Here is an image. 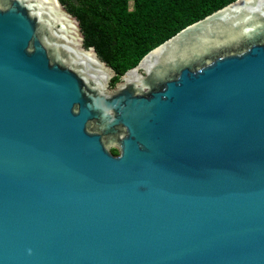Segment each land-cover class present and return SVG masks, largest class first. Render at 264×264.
<instances>
[{"label": "water", "instance_id": "95a60500", "mask_svg": "<svg viewBox=\"0 0 264 264\" xmlns=\"http://www.w3.org/2000/svg\"><path fill=\"white\" fill-rule=\"evenodd\" d=\"M115 75L63 0H0V264H264V0Z\"/></svg>", "mask_w": 264, "mask_h": 264}, {"label": "trees", "instance_id": "16d2710c", "mask_svg": "<svg viewBox=\"0 0 264 264\" xmlns=\"http://www.w3.org/2000/svg\"><path fill=\"white\" fill-rule=\"evenodd\" d=\"M63 1L81 21L87 47L115 69L118 82L150 50L234 0Z\"/></svg>", "mask_w": 264, "mask_h": 264}, {"label": "rangeland", "instance_id": "374dc122", "mask_svg": "<svg viewBox=\"0 0 264 264\" xmlns=\"http://www.w3.org/2000/svg\"><path fill=\"white\" fill-rule=\"evenodd\" d=\"M130 6H131V9H133V2L131 1V3H130Z\"/></svg>", "mask_w": 264, "mask_h": 264}]
</instances>
